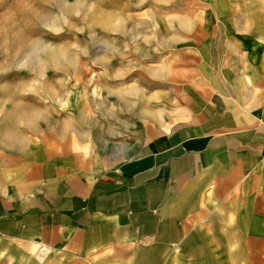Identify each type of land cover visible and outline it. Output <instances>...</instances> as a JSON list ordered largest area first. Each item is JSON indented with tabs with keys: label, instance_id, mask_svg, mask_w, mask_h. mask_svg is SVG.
<instances>
[{
	"label": "crops",
	"instance_id": "obj_1",
	"mask_svg": "<svg viewBox=\"0 0 264 264\" xmlns=\"http://www.w3.org/2000/svg\"><path fill=\"white\" fill-rule=\"evenodd\" d=\"M155 19L102 105L0 139V264H264V0Z\"/></svg>",
	"mask_w": 264,
	"mask_h": 264
},
{
	"label": "rangeland",
	"instance_id": "obj_2",
	"mask_svg": "<svg viewBox=\"0 0 264 264\" xmlns=\"http://www.w3.org/2000/svg\"><path fill=\"white\" fill-rule=\"evenodd\" d=\"M175 9L178 0H0V139L80 122V106L102 105L116 70L156 53L148 31ZM116 78L123 87L124 73Z\"/></svg>",
	"mask_w": 264,
	"mask_h": 264
},
{
	"label": "built area",
	"instance_id": "obj_3",
	"mask_svg": "<svg viewBox=\"0 0 264 264\" xmlns=\"http://www.w3.org/2000/svg\"><path fill=\"white\" fill-rule=\"evenodd\" d=\"M45 256H46V250H45L44 247L41 246V247L38 249L37 257H38L39 259L43 260Z\"/></svg>",
	"mask_w": 264,
	"mask_h": 264
}]
</instances>
